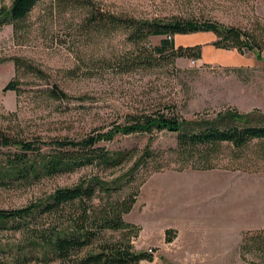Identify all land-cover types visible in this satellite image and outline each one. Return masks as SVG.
<instances>
[{
    "label": "rangeland",
    "instance_id": "374dc122",
    "mask_svg": "<svg viewBox=\"0 0 264 264\" xmlns=\"http://www.w3.org/2000/svg\"><path fill=\"white\" fill-rule=\"evenodd\" d=\"M10 7L11 0H0V12ZM94 11L214 21L251 34L262 53L216 47L215 34L193 33L177 35L175 47L198 49L200 57L171 62L153 51L161 37L135 44L124 29L92 24ZM145 57L150 62L143 64ZM9 84L16 89L5 90ZM229 109L264 113V0H41L22 21L0 24V135L82 140L155 111L194 120ZM150 137L118 134L100 142L129 151L115 168L95 163L35 183H0V209L25 207L82 178L128 177L150 147L152 156L115 195L138 191L124 220L131 227L126 240L152 256L140 264H264L263 252H241L246 232L264 230V142L240 150L225 144L204 169L200 159L177 152L178 134L154 133L151 144ZM9 152L20 150L0 148V163ZM24 237L11 227L0 231V264H60L22 259L16 245Z\"/></svg>",
    "mask_w": 264,
    "mask_h": 264
},
{
    "label": "trees",
    "instance_id": "16d2710c",
    "mask_svg": "<svg viewBox=\"0 0 264 264\" xmlns=\"http://www.w3.org/2000/svg\"><path fill=\"white\" fill-rule=\"evenodd\" d=\"M40 1L11 0V7L0 12V24L10 22L15 25L22 21ZM90 20L102 29L121 28L128 31V38L135 44L161 37V44L153 51L160 57L169 54L171 62L181 57H200L198 49L175 47L177 35L193 33L215 34L218 38L214 43L216 47L262 53V48L251 34L214 21L178 17L145 20L102 11H94ZM140 62L146 64L150 60L145 57ZM8 89H16V86L9 84L5 90ZM163 131L178 134L177 152L181 156L200 159L202 168L209 169L212 168L210 158L225 144L240 150L255 141L264 142V113H241L229 109L213 118L187 120L174 111L165 113L160 110L135 116L125 125H115L106 132L89 135L82 140L27 141L1 134L0 148L16 147L20 153L9 152L6 160L0 163V183H35L95 163L115 168L129 159V151H110L99 147L100 142L113 141L118 134L147 133L151 136V144L154 133ZM151 156L148 147L126 173L129 178H82L77 184L57 188L44 199L25 207L0 209V231L11 227L25 236L16 249L28 262L36 259L46 263L58 261L60 264H140L143 260L152 261L148 252L136 251L126 240L131 227L124 216L133 209L138 191L131 190L123 198L115 197L125 185L132 183L135 172L145 158ZM106 231L119 232L121 237L107 238ZM248 251L264 254V230L244 234L241 252L246 256Z\"/></svg>",
    "mask_w": 264,
    "mask_h": 264
}]
</instances>
